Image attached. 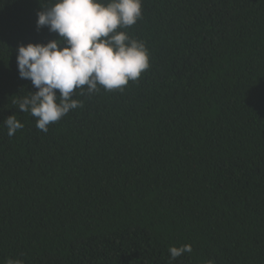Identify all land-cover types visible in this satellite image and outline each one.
I'll use <instances>...</instances> for the list:
<instances>
[{
	"label": "trees",
	"instance_id": "obj_1",
	"mask_svg": "<svg viewBox=\"0 0 264 264\" xmlns=\"http://www.w3.org/2000/svg\"><path fill=\"white\" fill-rule=\"evenodd\" d=\"M55 2L0 0V264H264V0H143L149 69L45 133L17 55Z\"/></svg>",
	"mask_w": 264,
	"mask_h": 264
},
{
	"label": "clouds",
	"instance_id": "obj_2",
	"mask_svg": "<svg viewBox=\"0 0 264 264\" xmlns=\"http://www.w3.org/2000/svg\"><path fill=\"white\" fill-rule=\"evenodd\" d=\"M142 5L143 0H56L37 13V29L47 26L61 38L46 44H21L18 49L20 78L31 80L38 91L15 102L21 112L36 118L37 129L46 133L50 124L82 106L73 98L76 89L87 86L89 94L101 88L123 90L149 69L145 42L126 31L142 18ZM3 123L10 137L24 127L15 115ZM169 251L174 260L190 253L192 246H172ZM7 264L23 262L9 259Z\"/></svg>",
	"mask_w": 264,
	"mask_h": 264
}]
</instances>
